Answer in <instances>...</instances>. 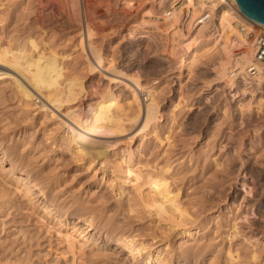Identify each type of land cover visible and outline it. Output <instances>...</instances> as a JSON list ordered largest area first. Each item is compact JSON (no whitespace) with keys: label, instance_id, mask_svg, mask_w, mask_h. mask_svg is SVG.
Segmentation results:
<instances>
[{"label":"rangeland","instance_id":"rangeland-1","mask_svg":"<svg viewBox=\"0 0 264 264\" xmlns=\"http://www.w3.org/2000/svg\"><path fill=\"white\" fill-rule=\"evenodd\" d=\"M29 1H1L0 32L14 41L31 35L37 47L78 54V76L84 79L79 21L77 29L63 14L54 16L47 5L36 10ZM178 1L186 0H103L95 7L100 20H94L97 34L91 41L115 62L127 64V71L147 79L159 105L156 136L151 132L130 140L128 128L105 134L111 139L104 167L101 157L90 164L85 155L60 143L66 131L55 115L43 114L34 103L29 113L21 111L19 97L1 93L0 83V139L6 138L3 143L18 156L13 165L0 158V264H157L152 255L147 261L145 251L137 259L129 257L116 234L136 235L137 241L152 244L164 264H264V76L259 74L252 84L241 77L247 38L232 20L229 29L219 25L221 3L228 2L233 11L235 6L220 0L208 14L215 12V22L183 31ZM80 12L86 14L84 8ZM37 16L42 25L28 24ZM26 49L34 47L26 43ZM234 67H239L240 79L230 77ZM98 84L93 95L78 101L79 107L97 98L104 82ZM123 91L125 103L128 92ZM128 146L135 152V165L156 167L154 179L159 177L160 184L170 179L169 187L161 189L169 211L178 201L176 188L181 201L192 207L194 219L185 224L193 225L191 236L181 234L183 225L172 229L170 222L145 212L129 182L119 190L111 166L124 158ZM20 170L28 173L30 183H41L43 194L35 185L25 191ZM83 211L104 226L98 234L85 228V221L76 224L87 236L93 234L90 241L72 233L75 217ZM110 227L116 228L114 235L106 232ZM189 246L190 257L178 261Z\"/></svg>","mask_w":264,"mask_h":264},{"label":"bare ground","instance_id":"bare-ground-1","mask_svg":"<svg viewBox=\"0 0 264 264\" xmlns=\"http://www.w3.org/2000/svg\"><path fill=\"white\" fill-rule=\"evenodd\" d=\"M1 1L2 0H0V4L2 5ZM218 1L220 0H217V2ZM80 2L81 3H79V0H31L30 3L34 4L36 10L37 8H39V6L47 5L49 8L48 10L51 14H53L54 16L63 14L68 22L73 23L77 26V29L79 21V31L77 32V35L79 34L80 36V40L78 42L82 46L83 54H85V58L83 57V60L85 59V61L83 62L85 66L84 79L83 77L78 76V54L76 56H73L71 55L72 53H61V51H56V48L52 49L47 47L48 50H46V45L37 47L38 43L34 41V37L32 38L31 35L26 36V38L22 40L14 41L13 39L6 36L3 31H1L0 83H3L1 85V93L2 91H4L6 94L9 92L10 94H12V96L16 94L23 104V107H21V111H26L29 107H31L30 109H32L33 105L35 104V107L37 109L41 111L43 110V114H49L51 116L55 115L59 124L66 131V133H63L64 137L62 138V141L60 143H64L67 146L68 150L73 149L75 153L77 152L82 156L85 155L88 158L87 161H89L90 164L94 163L93 161L97 159V157H101L102 160L99 161V163L101 164V168L104 167V164L107 162L106 158L107 154L109 153L106 148L111 139L107 137V135L105 136V134L113 133L116 135L128 128L132 131L130 140H132L134 137L145 136L148 134L150 135L151 132L152 135L156 136L158 134L157 127H159V125L156 123L159 113V105L156 101L158 99H156L155 97V89L146 84L148 83L147 79V82L143 81V78L141 79L140 77L141 74L137 71L135 73L127 71V64H120L117 61L115 62V59L113 57L109 58L107 54L102 51L101 46L97 47V44L94 45L95 43L91 41L93 40L91 38L97 34H94L96 31V28L94 27V20H98L95 19V16L97 15L95 7L98 6L99 3L101 4L103 0H81ZM217 2L213 3L211 8H215L214 4H216ZM227 3H221V7L219 8V25L223 26V28L221 29L225 28L224 30L229 29L226 28L227 25L231 26L233 20L235 19V11H233L234 8H231L232 6ZM81 8H84L86 12L84 16L80 12ZM212 10H209L208 13ZM88 11L91 12V15L87 14ZM213 13L211 15H214L215 19V12L213 11ZM92 14H95L94 18ZM231 15H234V17L231 18ZM42 21V18H33L28 22V24L31 25V23L34 22L42 25ZM254 22L257 25H263L257 21ZM254 30L258 31V28H254ZM246 41L247 44H249V48L243 56L246 62L245 66L247 67L249 65H253L255 71L246 73V70L243 69L241 77H244V79L246 80L250 79L251 82L249 80V84H252L253 80L260 76L259 74L264 76V63L260 60H257L253 56L255 50L254 36ZM246 41H243V43H246ZM26 43H30L34 47V50L31 49L32 51H29V48L26 49ZM246 47L247 46H245V48ZM238 77L240 79L239 75ZM101 81H103L104 84L103 88L97 90V98H94L95 100L93 102L87 103V105H85L84 107H79L78 101L84 98L88 93L90 96L93 95L94 93L92 91H96L94 90L95 85H97L98 82ZM122 89H124L125 92H128L126 95L127 101H125V103L124 101L122 102ZM87 90H89L90 92H88ZM15 98L16 96L14 97V99ZM27 113H29L28 110ZM54 134L55 133H53L52 135L54 136ZM3 139L5 140L6 138ZM3 139H0V150L2 151V156L0 158L5 157V159L7 158V160L9 158V162L12 165L14 163L16 164V158L18 157H16L17 154H15V152L5 144L6 142L3 143ZM133 153L135 152H133L131 147L128 146L126 148L124 158L115 161L111 166V171L114 175L113 179L119 180V190L123 191L122 185L129 182L130 188L134 189L136 198L144 207L145 212H147L148 214L153 213L156 217H159L160 220L170 222L171 228L183 225L184 227H182L180 230L181 234L182 232H184V235L188 234L189 236H191V226L193 225L185 226V224H188L189 222L192 223L194 219L193 217L195 214L191 212L192 207L190 210L189 205L186 206L188 203L186 204V202H183V200L181 201V199L179 198L181 194L178 196V193L181 192H179V189L176 188L177 190H174V197L178 201L175 203L176 207L174 209H170L169 211L168 209L170 208L171 204H164L165 195L161 193V189L169 187L170 183L168 181L170 179L160 180L162 181V183L160 184L157 180L159 177H156L154 179L156 167L148 168L149 166L147 165V168H141L138 165H135L133 161ZM167 170L168 166L166 168H163V173L160 175L161 178L164 175V172H166ZM28 176V173L27 175H25L22 171L21 175L18 177L19 179L23 180V182L21 183H23L25 191L27 190V192L29 193L32 186L35 185V187L38 188L43 194V187L40 186L41 183L39 184L38 181H32L30 183V179H28ZM152 185L154 186V188H151ZM251 185L252 184H250V187ZM249 189L251 188H246L245 186V190ZM183 199L185 200V198ZM55 206H58L57 203L55 204ZM48 207L49 205H44V208H47L50 211L52 208ZM86 213L88 212L83 211V213L75 217L72 233L77 232L79 234V237H82L83 239L88 241L94 236L92 233L90 236L84 234V228L79 231L81 227L77 228L76 225L79 221H85L86 225L84 226H87L85 228H87L88 230L93 229L94 232H97L98 234L101 233V230L104 226L98 227V225L95 224V216L86 215ZM197 225L200 226L201 224L198 223ZM115 229L116 228L110 227V229H106V232L110 233L111 235L113 233L114 235ZM195 231L197 230L195 229ZM116 235L117 236L114 237L116 239V242L120 243L127 250L129 257L131 256L133 259H137L138 255L142 254V251H145L147 252V255L145 256L147 258V261H149L150 255H152V257H155L157 264L165 263L163 262L164 258L161 256V251L159 249H155L156 251L154 252L150 248V245L152 246V244H148L147 242H144V240L137 241L136 235ZM187 248L188 249L182 248L183 251L180 252L182 253L181 256L180 254L178 255V261H185L187 257H190L186 253L192 250L190 246ZM195 256L197 255L195 254Z\"/></svg>","mask_w":264,"mask_h":264},{"label":"built area","instance_id":"built-area-1","mask_svg":"<svg viewBox=\"0 0 264 264\" xmlns=\"http://www.w3.org/2000/svg\"><path fill=\"white\" fill-rule=\"evenodd\" d=\"M186 1H178L176 5L180 3V6L175 7V9L179 11L178 26L183 31H188V29H193L194 27H199L203 24H212L213 22H215L214 15L208 17V11L213 8H211V6L213 3L217 2V0H189L190 3L188 2L189 4H185ZM226 1H229L233 6L236 7V11L234 12L235 19L233 21L235 28L239 31L241 36L247 38V40H249L252 35L254 36V57L264 63V25H257L254 20L248 18L245 14H243L240 11L235 0ZM202 18L204 19V21L197 23V20ZM254 28H258V31L256 32ZM238 69L239 67H234L230 71V75L235 78L238 77ZM245 70L246 73H249L254 72L255 68L253 67V65H249L245 67Z\"/></svg>","mask_w":264,"mask_h":264},{"label":"water","instance_id":"water-1","mask_svg":"<svg viewBox=\"0 0 264 264\" xmlns=\"http://www.w3.org/2000/svg\"><path fill=\"white\" fill-rule=\"evenodd\" d=\"M235 2L248 18L264 25V0H235Z\"/></svg>","mask_w":264,"mask_h":264}]
</instances>
